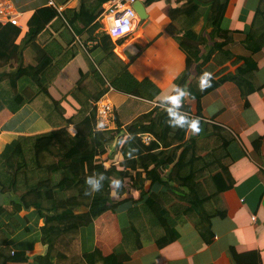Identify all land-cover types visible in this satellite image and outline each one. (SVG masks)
<instances>
[{"label": "trees", "instance_id": "obj_1", "mask_svg": "<svg viewBox=\"0 0 264 264\" xmlns=\"http://www.w3.org/2000/svg\"><path fill=\"white\" fill-rule=\"evenodd\" d=\"M53 1L58 5L68 0ZM106 1L82 0L78 10L63 11V15L76 33L83 28L103 33L96 18ZM151 2L153 0L145 1L146 5ZM225 7L226 1H223L217 13L212 14L209 39L213 42L210 45L205 38L198 39L194 31L200 17V6L194 0H183L170 8L171 19L166 31L186 55L185 68L174 83L188 89V98H196L228 80L236 83L243 96L261 87L254 75L256 63L251 58H244L233 72L224 73V68L218 69L232 57L223 49L229 32L219 27ZM56 16L57 9L52 5L35 9L18 45L14 41L19 28L7 23L13 29L5 33L0 24V111L4 108L15 110L32 100L31 90L34 96L41 92L47 94L44 84L56 73L58 66L51 67L52 55L40 50L33 41ZM28 43H32L36 53L34 64L24 63L20 52ZM246 43L253 51L264 45V0L259 2ZM201 47L208 48L203 52ZM107 56L114 54L110 51ZM205 70L213 74V82L211 88L202 92L193 79ZM122 73L111 85L147 99L149 90L144 87L145 82ZM84 77L80 78L77 88L86 90L83 105L89 112L74 124V135L65 128L69 119H63L61 128L20 136L0 152V186L4 192H13L21 198L20 202L12 203V209L32 206L43 219L42 240L48 249L44 256L36 258L37 261L56 264L52 254L55 239L74 234L101 213L128 201L133 205L127 212L128 224L121 230L120 243L106 256L97 249L84 254L85 264H124L132 251L146 243L154 242L162 247L174 241L178 237L176 225L183 221L192 223L203 240L211 242L214 237L212 219L224 218L227 212L221 193L233 185L227 151L233 137L212 124L208 125L211 133L206 137L170 128L165 123L163 108L159 107L133 119L125 129L118 121L114 129L94 131L93 101L105 91L96 95L98 90L82 86ZM97 79L101 86L105 85L100 75ZM90 97L92 102H89ZM181 110L188 112L184 102ZM148 132L158 134L159 138L144 144L140 135ZM128 137L131 138L126 139ZM47 153L55 160L43 164L40 158ZM113 153L117 163L108 167L101 164V159L111 158ZM93 174L105 176L103 188L86 195L85 178ZM115 178L123 182L118 191L110 185ZM2 209L0 207V211ZM23 259L22 255H11L6 248L0 249V264ZM236 263L259 264V257L257 254L243 255Z\"/></svg>", "mask_w": 264, "mask_h": 264}, {"label": "crops", "instance_id": "obj_2", "mask_svg": "<svg viewBox=\"0 0 264 264\" xmlns=\"http://www.w3.org/2000/svg\"><path fill=\"white\" fill-rule=\"evenodd\" d=\"M81 1L68 0L56 5L53 0H13L20 13L21 26L14 41L16 45L26 33L27 21L35 9L45 5L57 9L58 16L33 43L52 55L51 67L58 66V70L44 84L47 94L41 92L34 96L35 92L31 90L29 97L32 100L15 110L4 108L0 111V152L20 136L61 128L63 119H69L66 129L69 126L74 129V124L89 112L83 105L86 90L77 88L82 76H85L82 86L98 90L96 95L105 91L111 100L114 107L111 129L118 121L125 129L126 124L151 110L160 96L170 92L175 79L184 70L186 55L166 31L171 19L170 8L183 0H153L149 5L146 0H137L144 5L146 18H138L132 32L118 38L109 37L101 28L103 33H93L86 28L76 33L63 11L78 10ZM223 1H226V7L219 27L229 32L223 49L232 57L218 69L224 68V73L233 72L244 58H251L256 63L254 75L261 87L243 96L236 83L228 80L196 98L185 97L184 104L188 108L185 114L200 119L199 137L211 133L209 124L219 126L233 137L227 146L233 185L221 193L226 216L212 219L214 237L209 243L192 223L183 221L176 225L178 237L174 241L162 247L154 242L146 243L132 251L124 264H237V258L248 254H257L259 264H264V45L253 51L246 43L260 0H194L200 6L194 31L197 38H205L208 45L213 42L209 39L212 14L217 13ZM11 29L8 24H3V32ZM31 45L28 43L21 48L24 63L36 61ZM207 48L201 47V50L205 52ZM110 51L114 56H107ZM121 72L125 77L144 81V87L149 90L148 98L114 88L111 84ZM99 75L104 86L98 82ZM197 80V77L193 79L196 87ZM89 100L92 102L91 97ZM148 133L154 139L159 138L154 132ZM6 192L2 190V193ZM11 193L13 200L4 203L0 211V249L6 248L11 255H22L24 259L4 264H47L36 259L44 256L48 249L42 240L44 222L39 211L32 206L13 210L12 203L20 202L21 198ZM132 205L130 201L123 202L79 227L74 234L55 239L52 250L55 263L85 264L84 254L95 249L104 256L110 254L121 241V230L128 224L127 212Z\"/></svg>", "mask_w": 264, "mask_h": 264}, {"label": "built area", "instance_id": "obj_3", "mask_svg": "<svg viewBox=\"0 0 264 264\" xmlns=\"http://www.w3.org/2000/svg\"><path fill=\"white\" fill-rule=\"evenodd\" d=\"M136 0H109L107 5L100 7L96 21L100 24L101 30L109 37L118 38L130 34L138 20V14L133 7ZM52 4V2L50 1ZM20 13L14 6L13 0H0V24L10 23L21 28L19 24ZM95 112L93 130L104 131L112 128L111 117L113 104L107 93H104L93 101ZM103 125V128H100ZM73 129V127H68ZM74 133L75 130L73 129ZM70 132V131H69ZM141 142L149 144L154 140L152 134L143 133L140 135Z\"/></svg>", "mask_w": 264, "mask_h": 264}, {"label": "clouds", "instance_id": "obj_4", "mask_svg": "<svg viewBox=\"0 0 264 264\" xmlns=\"http://www.w3.org/2000/svg\"><path fill=\"white\" fill-rule=\"evenodd\" d=\"M178 75V74H177ZM176 76L173 77L175 79ZM213 74L209 71H203L198 76L197 87L200 91H204L212 87ZM190 96V92L187 88L174 85L170 92L164 94L158 98L153 104V107L163 108L166 114L165 123L173 129H184L188 131L190 135H198L201 132L200 119L198 117H190L186 115L181 109L185 97ZM103 128V125H100ZM74 135L73 129L69 130ZM128 137L126 139H130ZM131 155V153H129ZM105 176L102 174H93L85 178V184L87 188L85 190L86 195H92L99 192L103 188V181ZM122 180L119 178L112 179L110 185L113 190L118 191L122 187Z\"/></svg>", "mask_w": 264, "mask_h": 264}, {"label": "water", "instance_id": "obj_5", "mask_svg": "<svg viewBox=\"0 0 264 264\" xmlns=\"http://www.w3.org/2000/svg\"><path fill=\"white\" fill-rule=\"evenodd\" d=\"M134 9L136 10L139 19H145L146 18V12L145 7L140 1H135L133 4ZM13 194L11 192L2 193V188L0 186V207L4 203H8L9 200H13Z\"/></svg>", "mask_w": 264, "mask_h": 264}, {"label": "rangeland", "instance_id": "obj_6", "mask_svg": "<svg viewBox=\"0 0 264 264\" xmlns=\"http://www.w3.org/2000/svg\"><path fill=\"white\" fill-rule=\"evenodd\" d=\"M2 69H7V67H3ZM114 148V145H113ZM116 153V152H114ZM112 154L111 158H103L101 159V164L105 165L106 167H108L109 165L115 164L117 163V158H116V154ZM120 158V157H119ZM54 157L50 154H44L41 158H40V162L43 164H50L52 162H54Z\"/></svg>", "mask_w": 264, "mask_h": 264}]
</instances>
